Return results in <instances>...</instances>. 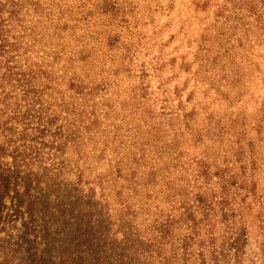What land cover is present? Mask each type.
Listing matches in <instances>:
<instances>
[{"label":"trees","instance_id":"trees-1","mask_svg":"<svg viewBox=\"0 0 264 264\" xmlns=\"http://www.w3.org/2000/svg\"><path fill=\"white\" fill-rule=\"evenodd\" d=\"M203 1L195 5L205 12ZM126 2L0 0V99L11 112L0 133V173L37 168L57 189L90 199L97 192L106 209L113 200L120 216L106 211L100 221L125 226L137 264H253L248 227L264 230L256 177L264 143L259 153L253 140L263 142L262 120L224 119L208 105L231 108L243 70L258 71L235 52L264 48V0L217 5L216 35L202 29L197 41L190 91L188 78L175 80L192 62L165 59L162 48L149 55ZM199 85L207 102L187 109ZM4 143L12 159L5 170Z\"/></svg>","mask_w":264,"mask_h":264},{"label":"rangeland","instance_id":"rangeland-1","mask_svg":"<svg viewBox=\"0 0 264 264\" xmlns=\"http://www.w3.org/2000/svg\"><path fill=\"white\" fill-rule=\"evenodd\" d=\"M126 1L124 7L128 12L127 17H137L136 28L131 30L145 35L143 47L151 49L149 55L157 56L162 48L161 55L165 59L183 55L185 61L192 62L191 72H180V77L175 80L181 83L188 78L187 90L190 91L193 86L190 78L197 67V63H193L197 41L202 29L216 35L212 13L223 0H204L208 1L205 12L196 7L197 0ZM99 20H96L97 24L101 23ZM171 35L172 41L165 43ZM164 43L166 46L162 47ZM235 53L237 61L241 56L242 59H252L258 71L251 75V70H243L245 84L229 91V97L233 100L231 108L223 101H219L220 105L215 101L208 107L214 111L220 107L218 112L224 119L232 115L239 119L245 117L248 123H254V117L261 118L263 142L253 139L254 148L260 153L261 143H264V48L254 47L249 52L236 50ZM143 54L144 51L138 55L142 61L150 59L151 56L144 58ZM233 68L235 66H227V71ZM163 75H170L168 67ZM156 85L157 81L153 80L152 86ZM204 87L197 86L187 109L197 102L202 105L207 102V99H203ZM208 97L215 98L211 93ZM17 103L22 104L20 98ZM10 116V110L5 108L0 99V133L8 125ZM250 133L253 138L254 132ZM2 146L5 156L1 161L5 170L12 162L11 149L6 143ZM256 177L259 185H264V172ZM68 188L57 189L51 186L50 179L37 168H33L30 174L0 173V264H137L136 256L128 247L130 242L126 243L120 233L125 226H118L114 221L120 212L113 200H110L112 205L106 209L104 196L101 195V200L97 192L90 199L89 193L80 195ZM89 201L94 206H89ZM254 208L252 212L257 206ZM106 211L114 218L109 225L100 221ZM248 220L251 221V216ZM108 229L111 234L102 235ZM247 253L249 257H254L253 264H264V230L255 222L248 227Z\"/></svg>","mask_w":264,"mask_h":264}]
</instances>
